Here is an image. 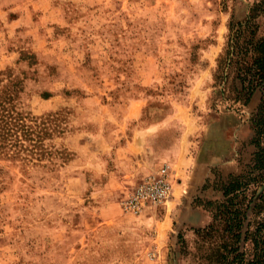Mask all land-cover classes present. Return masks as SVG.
<instances>
[{
	"label": "rangeland",
	"instance_id": "374dc122",
	"mask_svg": "<svg viewBox=\"0 0 264 264\" xmlns=\"http://www.w3.org/2000/svg\"><path fill=\"white\" fill-rule=\"evenodd\" d=\"M257 1L0 0V264H222L221 186L252 161L261 94L244 106L217 60ZM255 22L264 38V12ZM138 132L153 165L127 181L115 154L128 161ZM163 164L171 197L122 213ZM263 191L239 198L249 232Z\"/></svg>",
	"mask_w": 264,
	"mask_h": 264
},
{
	"label": "trees",
	"instance_id": "16d2710c",
	"mask_svg": "<svg viewBox=\"0 0 264 264\" xmlns=\"http://www.w3.org/2000/svg\"><path fill=\"white\" fill-rule=\"evenodd\" d=\"M263 12L264 0H258L250 7L245 20L229 22L228 39L217 60L215 78L226 79L228 75H224V69L234 70V77L240 84L238 94L244 106L249 103L254 93L261 94L260 104L251 114V143L254 148L252 161L243 174L230 177L221 186L223 201L219 205L220 219L223 220L224 232L231 242V245L224 247L226 256L222 264H264V219L255 222L254 230L249 232V224L244 226L247 209L239 200L249 186L264 184V38L257 36L255 22ZM258 201L260 204H254L253 211L264 206V191ZM244 227L247 229L243 241L249 240L252 244V258L247 262L243 253L235 254L234 250Z\"/></svg>",
	"mask_w": 264,
	"mask_h": 264
},
{
	"label": "built area",
	"instance_id": "2783aa9c",
	"mask_svg": "<svg viewBox=\"0 0 264 264\" xmlns=\"http://www.w3.org/2000/svg\"><path fill=\"white\" fill-rule=\"evenodd\" d=\"M172 180L170 166L163 164L132 188L120 203L121 212L136 217L162 206L171 197Z\"/></svg>",
	"mask_w": 264,
	"mask_h": 264
},
{
	"label": "crops",
	"instance_id": "0c3cea01",
	"mask_svg": "<svg viewBox=\"0 0 264 264\" xmlns=\"http://www.w3.org/2000/svg\"><path fill=\"white\" fill-rule=\"evenodd\" d=\"M141 133L138 132V143L136 141H129L126 146L122 148V150L126 153L125 157L128 161L119 163L118 157L120 153L115 154V167H117L114 174L119 173L120 171H124L127 181H131V179L135 178H142L146 174L150 173L152 168V161L147 157L145 154V148L143 147V143L140 139ZM175 151V149H174ZM180 157V152L176 151L175 155L172 158V162L176 163ZM119 166L123 168H119ZM125 181L122 180L121 183Z\"/></svg>",
	"mask_w": 264,
	"mask_h": 264
}]
</instances>
